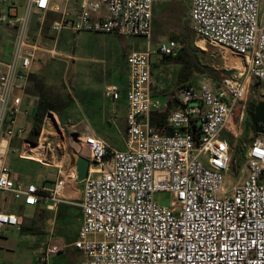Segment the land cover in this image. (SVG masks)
I'll use <instances>...</instances> for the list:
<instances>
[{"label":"built area","instance_id":"built-area-1","mask_svg":"<svg viewBox=\"0 0 264 264\" xmlns=\"http://www.w3.org/2000/svg\"><path fill=\"white\" fill-rule=\"evenodd\" d=\"M22 1V16L0 17V23L16 28L12 58L0 72V201L8 196L25 207L55 212L70 203L79 180L55 113L47 114L35 142L19 123L30 114L23 109V94L42 50L30 39L33 13L40 25L48 13H57L51 25L56 35L72 30L150 42L155 6L184 0H0ZM188 1L195 36L235 54L242 67L216 86L180 89L181 109L168 119L173 134L164 135L150 122L151 114L164 108L153 96L152 53L128 56L126 150L111 152L92 135L78 140L91 161L80 204L82 225L73 243L84 257L79 264H264V135L247 147L231 188L234 147L223 139L226 132L236 135L242 124L252 80L261 83L264 100V0ZM158 47L169 58L180 49L172 39ZM105 96L118 100L119 88L107 87ZM10 154L55 168L54 187L15 177L7 163ZM157 193L172 200L160 204ZM18 226L16 214L0 209V234ZM64 247H47L39 264Z\"/></svg>","mask_w":264,"mask_h":264},{"label":"crops","instance_id":"crops-1","mask_svg":"<svg viewBox=\"0 0 264 264\" xmlns=\"http://www.w3.org/2000/svg\"><path fill=\"white\" fill-rule=\"evenodd\" d=\"M155 8L154 15L157 13ZM24 13L25 3L23 1L18 4H2L0 2V17L2 15L13 16L14 14L20 17ZM37 15L38 12L35 11L31 19L30 39L32 42L39 43L42 50L37 52L32 62L26 91L23 94V109L28 110L30 114L22 116L19 120V123L26 129V137L30 136L34 118L37 116L41 104L44 103L46 108L55 110L56 116L60 118L59 121L64 129L63 139L72 161L73 154L76 153L89 159L88 151L82 150L78 144L79 138L88 135L102 139L111 152L125 151L129 81L127 58L131 53L145 52L149 47L145 50L130 51L126 56L125 68H122L114 61L111 62L112 47L94 48L93 54L96 57L91 59L77 58L72 55L76 52L75 49L71 51L72 54L67 52L64 43L67 46L72 36L80 32L65 30L56 35L52 32L51 25L58 19L59 15L52 12L48 13L44 23L41 25L36 21ZM15 36V27L8 23H0V68H2L3 64L10 62L12 58ZM110 36L122 38L116 35ZM55 59L64 63L65 61H72V63L78 61L88 62L92 66L90 68L91 76L89 78L74 77L69 79L57 65H53L51 62L47 63L48 60L53 61ZM153 68L152 64V74L156 82L153 96L165 106L168 96L166 91L169 90L170 92L172 83H166L161 78H157L154 75ZM158 70L161 72L163 69ZM65 80L69 82L71 87L74 85V94L66 93L64 89ZM109 86H117L119 88L118 100L105 96V90ZM73 135L76 138H73ZM77 146L78 148H76ZM10 157H14V155L10 154L8 158ZM21 161L39 165L33 161ZM19 167L22 174H24V178L21 179L25 182H30L28 180L33 177V171L26 164ZM45 168L52 170V173L50 174L51 176L49 174L44 175L43 185L53 188L57 179V170L51 167ZM15 176L19 175L16 174ZM81 186L84 187V182H78L77 191L73 194L71 200L68 201L70 203L60 204L55 212L46 210L42 205L25 207L22 203H18L20 214H24V211L29 209L30 217L25 219L23 216L16 214L19 218V226L5 227L2 230L0 234V264H39L43 251L53 244L65 247L59 255L50 257L47 264H79L82 262L84 260L82 253L73 247V243L78 238V232L83 220L80 207L83 192V189H80ZM10 201L12 199L8 196H2L0 209L7 213L15 210L8 205ZM10 228H17L21 233H25L20 243L4 236V231Z\"/></svg>","mask_w":264,"mask_h":264},{"label":"rangeland","instance_id":"rangeland-1","mask_svg":"<svg viewBox=\"0 0 264 264\" xmlns=\"http://www.w3.org/2000/svg\"><path fill=\"white\" fill-rule=\"evenodd\" d=\"M155 12L153 18V34L151 41L148 42L145 38H115L110 35H102V34H94L89 32H80L76 33L72 36V39L69 41L66 48V51L72 54V50L75 49V53L72 54L77 58H88L96 57L93 52L96 47H112L111 50V62H115L116 64L124 67V63L126 62L127 54L132 50L137 49H146L149 47L152 53V64L154 69V75L157 78H161L163 82L173 83L171 86V90L173 91V85H177L182 87V85L189 86L193 84L197 89L202 86H216L218 82L222 79L223 76L226 75L227 72H235V68H241V60L235 54L227 51L226 49L215 47L209 45L207 42L197 38L193 31V24L189 18V1L184 0V2L179 3H162L157 4L155 8ZM182 35L189 36V44H190V52L192 58H194L198 64V67L201 69H193L191 72L180 79V82L175 79L177 75V71L180 68V64L176 60H168L160 55L158 52L159 45L163 42L169 41L174 37H179ZM180 44V43H179ZM53 63V65H57V67L65 74L69 79L70 78H89L91 76L90 66L88 62L78 61L76 63H72V61H60L55 59L53 61H47V63ZM67 63V64H66ZM157 69H163L161 72ZM2 68H0V72ZM65 72V73H64ZM154 80V77H153ZM168 87V86H167ZM64 88V87H63ZM65 91L68 94H74L73 89L74 85L71 87L69 82L65 80ZM169 89V87H168ZM170 90V91H171ZM262 85L260 82L256 80H252L249 87L248 98L246 103V108L242 111L245 115L241 119L242 124L237 128V133H233L230 135L229 133H225L223 139L230 142L232 140L231 146L232 148L239 142L241 137L250 131V115H249V106L251 104L257 105L260 102H263L262 96ZM169 94V90L166 91ZM198 104L197 102L195 105ZM254 111L256 106L253 107ZM239 113V112H238ZM157 114L153 112L151 114V125L152 121L157 118ZM60 119V118H59ZM153 126V125H152ZM77 145V143H75ZM78 148V146L76 147ZM18 158V156H14ZM14 157L8 158V165L10 170L14 173L13 165H14ZM245 161V157H244ZM235 162V161H234ZM20 165H27L30 167L31 171H33L32 178L28 181L36 184L41 187L44 183V175L52 173V170L46 169L45 167L36 165L34 163L20 161ZM242 163L240 158L236 159L235 165L232 168L231 174L228 177L227 185L231 188L236 178L239 174V171L242 167ZM14 175V176H15ZM19 175V174H18ZM16 177V176H15ZM20 178H24V174H20ZM28 179V178H26ZM83 189V186L80 188ZM172 197L168 193H157L155 195V201L160 204L168 205ZM9 206L13 207L11 213H15L18 216H23V218L28 219L30 217V210L26 209L24 214H20L18 203L10 201L8 203ZM75 224L74 222H72ZM4 236L8 239L17 240L18 243L21 242V238L25 236V233H21L17 228H10L9 230L4 231Z\"/></svg>","mask_w":264,"mask_h":264},{"label":"trees","instance_id":"trees-1","mask_svg":"<svg viewBox=\"0 0 264 264\" xmlns=\"http://www.w3.org/2000/svg\"><path fill=\"white\" fill-rule=\"evenodd\" d=\"M189 36L188 35H182L179 37H174L172 38V40L178 42L180 49H179V53L177 55V57L175 58H169V57H164L165 59H168L170 61L172 60H176L179 64H180V68L177 71V75L175 77V79L178 78L179 82L180 79L182 80L183 77H185L188 72H191L193 69H198V71H200L201 69L198 67V64L196 62V60L194 58H192L191 56V52H190V44H189ZM174 84V82L172 83ZM177 85H173L175 86L173 91L171 90L169 92V94H167V102L164 106V108L162 110H160L159 112H155L158 113L157 114V118L152 121V128L155 129L156 131L160 132L161 134L164 135H172L173 131L170 129L169 124H168V119L169 116L172 112H174L177 109H181V104L177 98V93L180 89L182 88H195L196 90H198L193 84H190L189 86H185L182 85V87ZM200 89V88H199ZM254 104H251L249 106V115L252 116L254 114ZM55 113V110H53L52 108H46L44 106V103L41 104V107L39 108L38 114L37 116L34 118V122H33V128L31 131L30 136H28V139L31 141H36L42 125L44 123L45 117L48 113ZM150 122H151V116H150ZM250 125V131L246 134H244L241 139L239 140V142L235 145L234 147V151H233V164H232V168L235 165L236 159L239 157L240 161L243 163L244 162V157L246 154V150L247 147L257 138L259 137V135L256 133L252 123H249ZM14 165H13V170L14 173H18L19 175L22 174L21 170H20V159L15 158L14 157ZM235 161V162H234ZM13 173V172H12Z\"/></svg>","mask_w":264,"mask_h":264},{"label":"water","instance_id":"water-1","mask_svg":"<svg viewBox=\"0 0 264 264\" xmlns=\"http://www.w3.org/2000/svg\"><path fill=\"white\" fill-rule=\"evenodd\" d=\"M232 72H227L226 76H230ZM250 121L258 135H264V101L260 102L254 111V114L250 117ZM73 138H76L73 135ZM75 166L77 168L78 180L80 183H83L88 178L89 168L91 166V161L79 154H73L72 157ZM96 165V163H93Z\"/></svg>","mask_w":264,"mask_h":264},{"label":"bare ground","instance_id":"bare-ground-1","mask_svg":"<svg viewBox=\"0 0 264 264\" xmlns=\"http://www.w3.org/2000/svg\"><path fill=\"white\" fill-rule=\"evenodd\" d=\"M240 65H242V64H240Z\"/></svg>","mask_w":264,"mask_h":264}]
</instances>
